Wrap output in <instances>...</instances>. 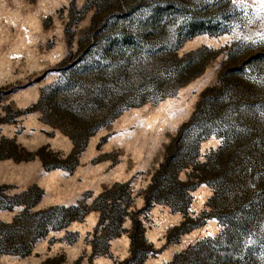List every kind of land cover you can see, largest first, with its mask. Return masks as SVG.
<instances>
[{"label":"rangeland","instance_id":"1","mask_svg":"<svg viewBox=\"0 0 264 264\" xmlns=\"http://www.w3.org/2000/svg\"><path fill=\"white\" fill-rule=\"evenodd\" d=\"M0 264H264V0H0Z\"/></svg>","mask_w":264,"mask_h":264},{"label":"snow or ice","instance_id":"2","mask_svg":"<svg viewBox=\"0 0 264 264\" xmlns=\"http://www.w3.org/2000/svg\"><path fill=\"white\" fill-rule=\"evenodd\" d=\"M236 2V0H233V3H235Z\"/></svg>","mask_w":264,"mask_h":264}]
</instances>
